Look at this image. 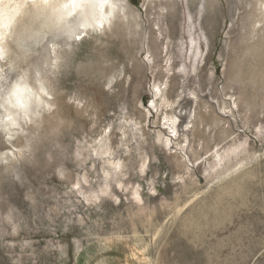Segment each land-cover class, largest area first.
<instances>
[{
    "label": "rangeland",
    "instance_id": "374dc122",
    "mask_svg": "<svg viewBox=\"0 0 264 264\" xmlns=\"http://www.w3.org/2000/svg\"><path fill=\"white\" fill-rule=\"evenodd\" d=\"M262 1L127 0L82 34L0 168V264H264Z\"/></svg>",
    "mask_w": 264,
    "mask_h": 264
},
{
    "label": "clouds",
    "instance_id": "9594fccd",
    "mask_svg": "<svg viewBox=\"0 0 264 264\" xmlns=\"http://www.w3.org/2000/svg\"><path fill=\"white\" fill-rule=\"evenodd\" d=\"M121 3L0 0V168L30 158L37 133L57 110L56 81L67 54L83 40L82 34H105ZM10 147L16 150L12 158Z\"/></svg>",
    "mask_w": 264,
    "mask_h": 264
},
{
    "label": "bare ground",
    "instance_id": "6f19581e",
    "mask_svg": "<svg viewBox=\"0 0 264 264\" xmlns=\"http://www.w3.org/2000/svg\"><path fill=\"white\" fill-rule=\"evenodd\" d=\"M156 1H160V0H150V2H156ZM165 1H167V0H165ZM169 1V0H168ZM190 1H193V0H190ZM211 1V0H210ZM215 1V0H214ZM196 3V2H195ZM209 3V2H208ZM127 4H128V2H127V0H122V3L120 4V12H119V15H118V17L115 19V20H117L118 18L120 19V18H122V19H126V15H127V11H126V9H127ZM194 4V3H193ZM197 4V3H196ZM207 4V3H206ZM210 5H211V3H210ZM210 5H209V7H210ZM264 7V0L262 1V2H260V7ZM193 7V6H192ZM215 7V6H214ZM234 7V6H233ZM194 8H195V4H194ZM211 9H212V7H211ZM189 10V9H188ZM261 10V9H260ZM261 12H262V10H261ZM190 13V12H189ZM263 13H264V9H263ZM259 14V13H258ZM263 15V14H262ZM261 16V15H260ZM206 19V18H205ZM159 91V89L157 90V92ZM155 96H157V95H155ZM154 104L152 103V106H153ZM201 106H200V104H199V108H200ZM201 109V108H200ZM203 109V108H202ZM212 113V112H211ZM211 113H209L208 112V115H203L202 113H200V118H201V120H203V118L205 119H210V120H212V121H215L216 123H218L219 124V122H220V118H218L217 116H214V114H211ZM199 114V113H198ZM208 116V117H207ZM200 120V121H201ZM206 121V120H205ZM198 122V121H197ZM204 122V121H203ZM173 123H175V122H173ZM197 124V123H196ZM198 124H199V122H198ZM197 126V125H196ZM164 129H165V127H163ZM220 129V128H219ZM220 132L222 133V135L223 136H227V133H228V130H226V129H220ZM177 134H175L174 135V140L175 139H177ZM222 136V137H223ZM229 136V135H228ZM171 140L172 139H167L166 140V143L169 145L170 143H171ZM222 140H224V139H222ZM206 144H207V142H206ZM204 148V147H203ZM206 149V148H205ZM208 149V148H207ZM196 152V151H195ZM195 155H197V153H194Z\"/></svg>",
    "mask_w": 264,
    "mask_h": 264
}]
</instances>
